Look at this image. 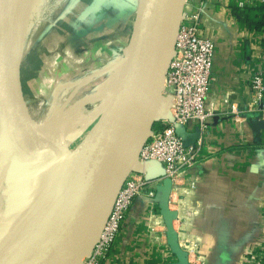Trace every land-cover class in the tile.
<instances>
[{"label":"water","instance_id":"water-1","mask_svg":"<svg viewBox=\"0 0 264 264\" xmlns=\"http://www.w3.org/2000/svg\"><path fill=\"white\" fill-rule=\"evenodd\" d=\"M184 3L137 0L120 75L107 103L94 112L93 117L99 119L92 133L63 171L53 155L42 154L43 143L27 112L17 65L0 45V124L7 134L8 118L13 141L40 177L39 194L30 200L29 217L20 233L9 237L13 244L0 264H81L90 252L125 178L138 163L149 131L166 115L167 104L160 94ZM62 144L50 148L57 152ZM158 190L167 243L181 263L187 264L167 208L168 178Z\"/></svg>","mask_w":264,"mask_h":264},{"label":"crops","instance_id":"crops-1","mask_svg":"<svg viewBox=\"0 0 264 264\" xmlns=\"http://www.w3.org/2000/svg\"><path fill=\"white\" fill-rule=\"evenodd\" d=\"M246 1L238 8L236 0H207L200 29L214 42V109L188 174L194 180L191 201L199 209L190 233L199 238L204 264H264V111L246 110L249 77L264 72V9ZM226 94L244 114L241 124L222 102ZM179 130L188 139L197 133L192 122ZM153 184L157 199H134L101 264H182L168 244L151 242L148 216L162 203L160 185Z\"/></svg>","mask_w":264,"mask_h":264},{"label":"rangeland","instance_id":"rangeland-1","mask_svg":"<svg viewBox=\"0 0 264 264\" xmlns=\"http://www.w3.org/2000/svg\"><path fill=\"white\" fill-rule=\"evenodd\" d=\"M136 5L137 0H67L49 19L37 22L33 14L24 15L17 63L22 96L38 128L42 154L53 155L60 171L92 133L99 119L94 112L107 103L120 75ZM6 121L7 134L0 124V262L13 244L11 234L5 237L14 227L19 234L31 211L30 204L21 211L27 198L17 190L20 178L36 170L13 141V126ZM60 143L64 147L59 151L50 148ZM38 175L27 187L40 184ZM161 212L162 207L154 209L148 220Z\"/></svg>","mask_w":264,"mask_h":264},{"label":"built area","instance_id":"built-area-1","mask_svg":"<svg viewBox=\"0 0 264 264\" xmlns=\"http://www.w3.org/2000/svg\"><path fill=\"white\" fill-rule=\"evenodd\" d=\"M249 1L264 9V0ZM236 2L238 8L246 7V0ZM184 5L189 8L182 11L160 94L162 102L167 104L166 115L154 122L140 151L137 165L125 178L98 239L81 264L102 263L134 199L140 195L157 199L158 193L153 183L156 181L161 185L164 178L170 181L167 208L177 243L187 264H204L199 238L190 233L191 221L199 209L191 201L194 180L190 178L188 169L195 160L207 121L213 114L214 106L209 93L214 42L212 38L200 34L207 0H185ZM248 84L251 95L246 110L264 111V72H253ZM221 100L234 121L241 124L245 117L236 102L230 100L228 94ZM189 122L196 125L197 133L189 144H185L188 138L179 128ZM154 163L160 164V170L154 168ZM154 217L161 220L157 226L161 229L158 230L157 242L165 244L167 229L163 212Z\"/></svg>","mask_w":264,"mask_h":264},{"label":"bare ground","instance_id":"bare-ground-1","mask_svg":"<svg viewBox=\"0 0 264 264\" xmlns=\"http://www.w3.org/2000/svg\"><path fill=\"white\" fill-rule=\"evenodd\" d=\"M66 1L67 0H0V45L3 51L7 53V56L11 58L13 65H17L22 55L21 37L23 31L21 26L24 15L33 14L37 22L42 21L44 17L49 19L60 10ZM87 123H89V121H86L84 124L86 125ZM85 125L83 127H85ZM80 132L81 130L79 133ZM35 172L36 170H33L28 176L21 177L22 186L17 188V190L22 191L23 198H27L26 201H24L26 205L21 209L23 213L30 204L32 196H37L39 194L38 186H40V184L34 187H27L28 180L33 178L36 174H39ZM160 222L161 220L158 217H152L150 219L149 225L150 228H152V230H150L151 242L157 243L159 228L157 226L160 225ZM14 228H12L11 232H9L5 238L9 237L10 234L11 236L14 234ZM5 240H3V244L7 242Z\"/></svg>","mask_w":264,"mask_h":264},{"label":"trees","instance_id":"trees-1","mask_svg":"<svg viewBox=\"0 0 264 264\" xmlns=\"http://www.w3.org/2000/svg\"><path fill=\"white\" fill-rule=\"evenodd\" d=\"M154 125V124H153Z\"/></svg>","mask_w":264,"mask_h":264}]
</instances>
